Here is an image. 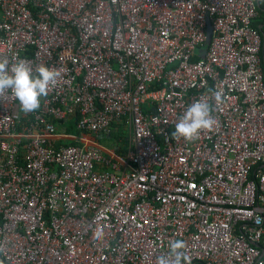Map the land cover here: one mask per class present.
Listing matches in <instances>:
<instances>
[{"label":"built area","instance_id":"obj_1","mask_svg":"<svg viewBox=\"0 0 264 264\" xmlns=\"http://www.w3.org/2000/svg\"><path fill=\"white\" fill-rule=\"evenodd\" d=\"M258 15V0H0V58L62 73L37 111L0 96V264H156L181 239L191 264H264ZM197 100L214 129L173 138ZM113 123L125 152L100 141Z\"/></svg>","mask_w":264,"mask_h":264},{"label":"clouds","instance_id":"obj_2","mask_svg":"<svg viewBox=\"0 0 264 264\" xmlns=\"http://www.w3.org/2000/svg\"><path fill=\"white\" fill-rule=\"evenodd\" d=\"M62 73L59 69L40 65L33 69L23 59H17L9 67L7 58H0V96L8 91L19 101V110L24 114L37 111L42 98L57 86ZM213 108L207 101L197 100L190 104L175 125L171 136L194 141L199 138L202 130L212 131L217 121L212 115ZM103 233L97 230L95 238L100 239ZM156 264H191L186 252L184 240L169 242V251L157 257Z\"/></svg>","mask_w":264,"mask_h":264},{"label":"trees","instance_id":"obj_3","mask_svg":"<svg viewBox=\"0 0 264 264\" xmlns=\"http://www.w3.org/2000/svg\"><path fill=\"white\" fill-rule=\"evenodd\" d=\"M258 11H259V15L253 20L252 25L259 30L258 25L262 22V20L264 19V0H258ZM74 120H68V121H60L61 125H66L67 130L69 132H74L76 133L77 130L74 127ZM127 135L128 132L127 130L124 128V126H122L121 124L118 123H113L111 125V127L109 128L108 132L105 133V135L103 136V138H114V144L113 146H117V150L119 152H125L126 151V147H127Z\"/></svg>","mask_w":264,"mask_h":264},{"label":"water","instance_id":"obj_4","mask_svg":"<svg viewBox=\"0 0 264 264\" xmlns=\"http://www.w3.org/2000/svg\"><path fill=\"white\" fill-rule=\"evenodd\" d=\"M205 22H206V38H205V43H208L210 41V37H211V31H212V27H211V23H210V20H209V16H208V13L205 14ZM205 52V49L202 48L200 51H199V55H203ZM103 137V136H102Z\"/></svg>","mask_w":264,"mask_h":264},{"label":"crops","instance_id":"obj_5","mask_svg":"<svg viewBox=\"0 0 264 264\" xmlns=\"http://www.w3.org/2000/svg\"><path fill=\"white\" fill-rule=\"evenodd\" d=\"M264 18V17H263ZM259 31L262 35L263 38V52H262V57H263V66H264V19L262 22L258 25Z\"/></svg>","mask_w":264,"mask_h":264},{"label":"rangeland","instance_id":"obj_6","mask_svg":"<svg viewBox=\"0 0 264 264\" xmlns=\"http://www.w3.org/2000/svg\"><path fill=\"white\" fill-rule=\"evenodd\" d=\"M102 142V144H104L105 146H108V147H113V144L115 143L114 141V138L111 137V138H103L100 140Z\"/></svg>","mask_w":264,"mask_h":264}]
</instances>
